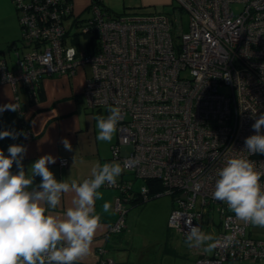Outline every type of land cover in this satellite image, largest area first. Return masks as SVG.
Segmentation results:
<instances>
[{"label": "built area", "instance_id": "1", "mask_svg": "<svg viewBox=\"0 0 264 264\" xmlns=\"http://www.w3.org/2000/svg\"><path fill=\"white\" fill-rule=\"evenodd\" d=\"M173 1L176 14L188 15L184 32L168 14L112 15L102 0H89V16L76 19L75 27L80 35H96L94 49L85 39L71 43L64 21L73 13L72 0H10L28 50L17 53L11 69L0 60V83L15 90L20 109V92L32 99L43 78L88 67L86 107L121 108L111 153L142 185L136 191L128 182L104 185L118 191L117 218L104 238L125 227L126 202L168 195L167 225L181 239L186 241L187 221L201 227L211 210L220 223L215 237H233L229 246L209 254L196 248L193 264L264 260V237L251 236L250 223L212 197L217 171L228 158H246L264 173V155L244 149L245 138L255 134V118L264 114V0ZM24 134L31 138L29 130ZM122 146L130 147L127 155L120 156ZM58 165L67 162L60 159ZM146 181H158L163 192L149 194ZM104 252L99 247L94 263L78 264H112Z\"/></svg>", "mask_w": 264, "mask_h": 264}, {"label": "clouds", "instance_id": "2", "mask_svg": "<svg viewBox=\"0 0 264 264\" xmlns=\"http://www.w3.org/2000/svg\"><path fill=\"white\" fill-rule=\"evenodd\" d=\"M228 77L225 76V79ZM16 111L15 104L0 105V113ZM108 115H96L98 134L96 139L111 142L122 119L120 107L109 106ZM255 134L245 138V148L250 154L264 155V114L252 124ZM22 131H0V140H16ZM26 138V136H25ZM61 143L66 151H72L67 138ZM8 155L0 150V264H78L90 253L94 235L99 227L100 216L96 213V201L103 198L99 189L113 186L127 168L118 162L96 163L91 178L82 182L57 180L49 165L57 158L43 155L30 165L27 171L22 161L27 147L11 144ZM15 164L18 171L12 172ZM41 181L34 184L35 177ZM264 173L246 158H228L217 171L212 197L227 204L238 220L264 228V186L260 183ZM74 193L72 206L63 216L54 215L63 194ZM110 204H103L109 212ZM186 242L209 253L217 246H229L232 236L222 240L205 233L200 226L187 221ZM211 242V243H209Z\"/></svg>", "mask_w": 264, "mask_h": 264}, {"label": "crops", "instance_id": "3", "mask_svg": "<svg viewBox=\"0 0 264 264\" xmlns=\"http://www.w3.org/2000/svg\"><path fill=\"white\" fill-rule=\"evenodd\" d=\"M88 2L89 0H72L73 13L64 21V26L68 32L74 26V19L82 20L89 16ZM120 5L123 6L122 11H118L121 9ZM124 5V0L118 6L113 0H102L103 9L112 15L127 13V7ZM20 35L21 30L13 5L10 0H0V60H3L10 69L15 64L17 53H24L27 50L20 43ZM18 40L20 44L17 45L16 41ZM89 74L90 69L85 67L77 70L72 76L61 75L43 78L39 84L36 97L32 99L20 92V109L17 108L16 111L5 110L0 113V131L12 130L24 133L25 130H29L31 138L25 139L23 135H20L16 140L4 138L0 140V150L8 155L7 149L11 144L25 145L27 153L22 163L26 171L41 156L51 154L57 158V162L49 165L50 170L57 180H66L69 183L71 180L82 182L85 179H90L91 169L96 163L101 165L105 162L120 163V160L114 158L111 153V146L117 140V132L111 142H101L96 139L98 128L94 117L96 115L106 117L109 113L106 108L89 109L86 107L82 97V89L85 78ZM15 94V90L9 85L0 83V105L15 104L16 106ZM63 138L70 141L72 151L65 150L61 143ZM121 148L120 156H124L121 154ZM60 159L66 160V167L62 168L58 165ZM11 171H18L15 164ZM135 180L137 179L133 175L124 172L117 178L119 182L131 183L132 187ZM40 181L41 178L37 176L34 184L38 185ZM99 191L103 196L102 199L96 201V213L100 216L99 227L94 235L90 253L78 262L94 263L97 259V249L103 247L105 249L103 257L110 259L112 264H115L109 248L116 245L117 238L110 235L106 239L104 233L107 227L116 221L117 215L113 210V201L118 195V191L104 186ZM73 196L74 193L71 192L63 194L61 203L53 210V214L62 217L66 209L72 206ZM133 201H128L125 205L136 206L139 204ZM106 202L111 206L109 212L103 211V204ZM171 208V203L170 205L167 203L165 211L169 213ZM201 229L214 236L220 231L219 217L214 210L203 215ZM249 232L255 238L264 237V228L250 227ZM180 240L182 247L189 250L191 264H193L199 251L185 240L181 238ZM226 264H264V260L239 263L229 261Z\"/></svg>", "mask_w": 264, "mask_h": 264}, {"label": "rangeland", "instance_id": "4", "mask_svg": "<svg viewBox=\"0 0 264 264\" xmlns=\"http://www.w3.org/2000/svg\"><path fill=\"white\" fill-rule=\"evenodd\" d=\"M113 2L117 6L122 4V0H113ZM124 4L129 14H168L175 25L178 24L179 30L183 32L187 30L188 15L183 11H177L176 14L177 5L173 0H124ZM120 7L118 11H122L123 6ZM233 9L238 11L239 6H233ZM75 31L76 27L73 26L68 33L72 34ZM16 42L17 45L21 43L19 40ZM81 44H84L83 38ZM220 91L227 92L226 89ZM129 151V146H122V155H127ZM141 184L140 180H135L134 189L139 190ZM167 203L169 205L171 203L172 207L170 196L161 195L136 206L125 205V227L120 233L111 236L117 238L116 245L109 248L115 264H191L189 250L182 247L178 235L167 225L171 211V209L168 210L169 213L165 211Z\"/></svg>", "mask_w": 264, "mask_h": 264}, {"label": "trees", "instance_id": "5", "mask_svg": "<svg viewBox=\"0 0 264 264\" xmlns=\"http://www.w3.org/2000/svg\"><path fill=\"white\" fill-rule=\"evenodd\" d=\"M76 19L73 21V25L75 26ZM71 36V43L78 45L79 41H81V38L85 39L90 46H92L94 49H97V41H96V35L94 33H91L89 35H80L78 31H75ZM145 185H147L149 194H154L157 192H163V187L161 183L158 181H146ZM132 201V200H131ZM134 203H141L139 199H136L133 201Z\"/></svg>", "mask_w": 264, "mask_h": 264}]
</instances>
